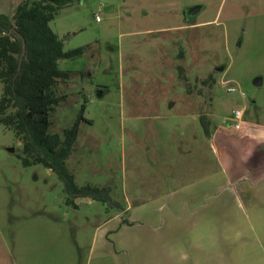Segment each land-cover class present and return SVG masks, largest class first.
Masks as SVG:
<instances>
[{
    "label": "rangeland",
    "instance_id": "1",
    "mask_svg": "<svg viewBox=\"0 0 264 264\" xmlns=\"http://www.w3.org/2000/svg\"><path fill=\"white\" fill-rule=\"evenodd\" d=\"M50 28L85 48L50 133L85 107L66 167L109 202L68 207L0 125V264H264V0H70Z\"/></svg>",
    "mask_w": 264,
    "mask_h": 264
},
{
    "label": "trees",
    "instance_id": "2",
    "mask_svg": "<svg viewBox=\"0 0 264 264\" xmlns=\"http://www.w3.org/2000/svg\"><path fill=\"white\" fill-rule=\"evenodd\" d=\"M68 3L70 0H23L12 14L0 12V125L13 131L20 141L22 164L50 169L63 184L65 204L76 208L77 198L108 203L111 189L79 187L66 167L80 123L86 121L84 106L61 134L50 133L52 115L67 99L58 87L70 76L59 69L58 61L76 58L85 51L82 47L65 51L63 41L50 28V22ZM179 74L184 76L183 69L179 68ZM199 120L209 137L211 121L204 115Z\"/></svg>",
    "mask_w": 264,
    "mask_h": 264
},
{
    "label": "water",
    "instance_id": "3",
    "mask_svg": "<svg viewBox=\"0 0 264 264\" xmlns=\"http://www.w3.org/2000/svg\"><path fill=\"white\" fill-rule=\"evenodd\" d=\"M199 10H200V7L199 6H195V7L191 8V9H189L186 15H194L197 12H199ZM23 47H24V43H23ZM23 54H24V49H23ZM222 70L223 69H220L219 71H222ZM253 84L255 86H260L261 85V79L260 78H255L254 81H253Z\"/></svg>",
    "mask_w": 264,
    "mask_h": 264
},
{
    "label": "built area",
    "instance_id": "4",
    "mask_svg": "<svg viewBox=\"0 0 264 264\" xmlns=\"http://www.w3.org/2000/svg\"><path fill=\"white\" fill-rule=\"evenodd\" d=\"M96 21H99L98 16H96ZM228 92H234V89L228 88ZM241 116H242V112L240 110H237V111L234 112L235 119H240ZM234 127L238 128L239 124H236Z\"/></svg>",
    "mask_w": 264,
    "mask_h": 264
},
{
    "label": "crops",
    "instance_id": "5",
    "mask_svg": "<svg viewBox=\"0 0 264 264\" xmlns=\"http://www.w3.org/2000/svg\"><path fill=\"white\" fill-rule=\"evenodd\" d=\"M235 111H237V110H235ZM240 111H241V110H240ZM241 112H242V111H241ZM242 116H243V113H242ZM242 116L240 117V119H235V117H234L235 121H233V122H234V124H233V128H234L235 130H239V129H240V123H241V120H242ZM236 124H239V127H238V128H235V127H234ZM194 137H198L197 134L194 135ZM253 176H254V174H253ZM237 179H239V178H237ZM125 211H126V209H125ZM124 222H125V220H124Z\"/></svg>",
    "mask_w": 264,
    "mask_h": 264
},
{
    "label": "flooded vegetation",
    "instance_id": "6",
    "mask_svg": "<svg viewBox=\"0 0 264 264\" xmlns=\"http://www.w3.org/2000/svg\"><path fill=\"white\" fill-rule=\"evenodd\" d=\"M188 17V16H187ZM187 17H186V19H187Z\"/></svg>",
    "mask_w": 264,
    "mask_h": 264
}]
</instances>
